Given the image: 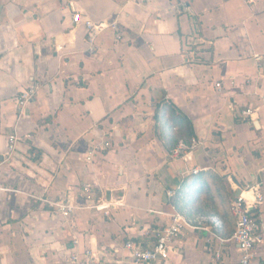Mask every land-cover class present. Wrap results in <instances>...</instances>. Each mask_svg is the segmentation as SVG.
Returning a JSON list of instances; mask_svg holds the SVG:
<instances>
[{
    "label": "crops",
    "instance_id": "1",
    "mask_svg": "<svg viewBox=\"0 0 264 264\" xmlns=\"http://www.w3.org/2000/svg\"><path fill=\"white\" fill-rule=\"evenodd\" d=\"M75 13L108 26L90 43ZM263 93L264 0H0V264H118L174 213L197 229L156 264H240L218 238L245 186L264 191Z\"/></svg>",
    "mask_w": 264,
    "mask_h": 264
},
{
    "label": "built area",
    "instance_id": "2",
    "mask_svg": "<svg viewBox=\"0 0 264 264\" xmlns=\"http://www.w3.org/2000/svg\"><path fill=\"white\" fill-rule=\"evenodd\" d=\"M185 11L187 9L185 8ZM73 23L76 26H83L88 35L89 42L92 43L95 36L102 33L108 26L103 22H93L87 17H84L80 13H75L72 17ZM121 36H118L120 39ZM61 49V48H57ZM232 85L235 86L236 82L233 81ZM217 88L219 91L222 89V83H217ZM40 85L38 83L32 82L31 85L24 90L17 99V107L22 112V110L29 104L35 95L37 94ZM260 107L264 108V93L258 94ZM252 108L241 112L242 117L252 116L254 114ZM20 138L15 134L9 137L8 145V156H11L17 150V145ZM194 144H196L194 142ZM109 143L105 142L104 147L108 148ZM187 149V147L181 145L180 149ZM100 147H94L88 153L87 160H91L95 153L99 151ZM178 153V152H177ZM199 170L194 169L191 173L198 174ZM82 191L86 195V200L92 202L91 192L92 188L90 185H85ZM251 194L250 198L245 197V193ZM168 196H174L175 192L168 191ZM264 204V191L261 186L256 185H246L241 193L231 202V213L235 220V232L228 239L218 238L220 243H234L238 247V252L240 253V264H253L254 260L257 258L259 248L264 244V235L260 232V226L255 217L251 214V209L256 206H262ZM58 211L68 218L74 209V206L70 202H59L56 203ZM104 205H91L89 208H95L98 210L104 209ZM171 223L164 230L156 232V242L152 245L144 246L134 241H128L124 245V251L126 256H122L118 264H123L125 258L129 264H156L159 261H167L170 259L172 252L174 251L175 242L184 234L187 229H197L195 226H191L184 217L178 213H174L171 217ZM88 259L86 262H80L78 254H73L72 261L77 264H95L97 260L93 257L90 251H87Z\"/></svg>",
    "mask_w": 264,
    "mask_h": 264
},
{
    "label": "bare ground",
    "instance_id": "3",
    "mask_svg": "<svg viewBox=\"0 0 264 264\" xmlns=\"http://www.w3.org/2000/svg\"><path fill=\"white\" fill-rule=\"evenodd\" d=\"M245 196H247V197H248V196H250V194H248V193L246 192Z\"/></svg>",
    "mask_w": 264,
    "mask_h": 264
}]
</instances>
